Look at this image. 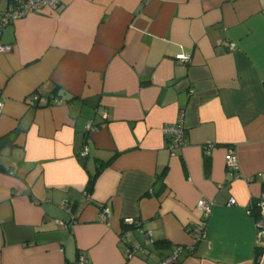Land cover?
<instances>
[{
    "label": "crops",
    "instance_id": "1",
    "mask_svg": "<svg viewBox=\"0 0 264 264\" xmlns=\"http://www.w3.org/2000/svg\"><path fill=\"white\" fill-rule=\"evenodd\" d=\"M0 42V264H264V0H59Z\"/></svg>",
    "mask_w": 264,
    "mask_h": 264
},
{
    "label": "built area",
    "instance_id": "2",
    "mask_svg": "<svg viewBox=\"0 0 264 264\" xmlns=\"http://www.w3.org/2000/svg\"><path fill=\"white\" fill-rule=\"evenodd\" d=\"M59 3V0H20V1H11L9 5L7 6L6 9L1 11L0 13V34L2 29L11 21L18 19L20 17L25 16L28 13L31 12H41L45 7H54ZM230 47L233 48V45L230 44ZM11 49V44L7 43H2L0 42V52L2 51H7ZM175 58L179 60L180 62H185L188 60V55L184 53H177L175 55ZM31 99L34 101H37V103H40V98L36 93L31 94ZM53 100L55 102L61 103L63 102L62 99L53 97ZM0 111H1V103H0ZM102 117L106 118L107 115L105 112L102 113ZM97 125L92 121L88 120L86 124V130L88 135H90V132H92L94 129H96ZM163 132L165 136L168 139V146L169 149L171 150L172 153H174V150L176 148L182 147L185 145V127L183 123V114L182 112L180 113L179 119L175 122L172 123H165L163 125ZM211 146L210 141H206L203 145V149L205 153H208L209 147ZM87 147L85 146L81 151L80 155L81 157L85 156L87 154ZM226 164L227 167L233 171L234 174L236 173V170L238 168V160L236 157V154L232 149H230L226 155ZM235 199L230 198L228 201V204H234ZM197 206L201 209L203 218L199 220L195 224V229H194V236L195 239H201L205 237L206 235V220L209 217L212 209V201L205 199V198H200L197 201ZM256 207L258 208V216L255 218V223L257 225V231H256V236L257 238H264V225H262V220H261V215H264V193H262L258 199H257V205ZM66 208V207H65ZM252 208V205H251ZM251 208L248 209V212L251 213ZM66 210L69 212V209L66 208ZM103 212L105 215H109L110 211L109 208L105 207L103 208ZM70 222H72L75 218V215L70 212ZM126 221L132 223L133 219L132 218H126ZM56 222L60 225H68L67 222H64L63 220L56 219ZM128 250V255H134L135 254V249H127ZM86 258L82 255L78 256V263L82 264L84 263Z\"/></svg>",
    "mask_w": 264,
    "mask_h": 264
},
{
    "label": "trees",
    "instance_id": "3",
    "mask_svg": "<svg viewBox=\"0 0 264 264\" xmlns=\"http://www.w3.org/2000/svg\"><path fill=\"white\" fill-rule=\"evenodd\" d=\"M56 96V95H55ZM12 141V138H11V132H9V133H6L5 135H3V136H1L0 137V148L1 147H4L5 145H7V144H10V142ZM104 164H106V162L104 163ZM104 164H100L99 165V167L97 168V171H96V173L92 176V177H90V179H89V182H88V184H87V190H88V192H89V190L91 189V185H92V183H93V179L95 178V176H96V174L101 170V168L103 167V165ZM1 169V168H0ZM161 185V184H160ZM258 199V198H257ZM257 199H254L253 200V202H252V207H255V208H257L256 207V205H257ZM258 209V208H257ZM193 253V250L192 249H186V248H184V247H181L180 248V251L176 254V256H175V262L176 263H180L181 261H182V259L185 257V256H188V255H190V254H192Z\"/></svg>",
    "mask_w": 264,
    "mask_h": 264
},
{
    "label": "water",
    "instance_id": "4",
    "mask_svg": "<svg viewBox=\"0 0 264 264\" xmlns=\"http://www.w3.org/2000/svg\"><path fill=\"white\" fill-rule=\"evenodd\" d=\"M81 161H83V159H81Z\"/></svg>",
    "mask_w": 264,
    "mask_h": 264
}]
</instances>
